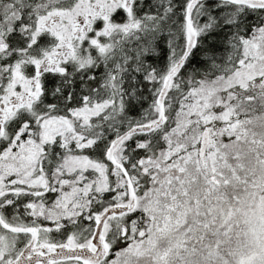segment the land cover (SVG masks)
<instances>
[{"label": "snow or ice", "instance_id": "6c2138e0", "mask_svg": "<svg viewBox=\"0 0 264 264\" xmlns=\"http://www.w3.org/2000/svg\"><path fill=\"white\" fill-rule=\"evenodd\" d=\"M0 264H264V0H0Z\"/></svg>", "mask_w": 264, "mask_h": 264}]
</instances>
